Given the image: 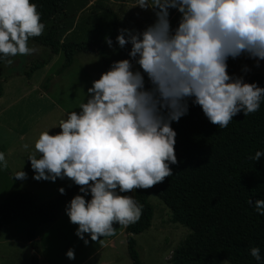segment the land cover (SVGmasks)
<instances>
[{"label":"clouds","instance_id":"9594fccd","mask_svg":"<svg viewBox=\"0 0 264 264\" xmlns=\"http://www.w3.org/2000/svg\"><path fill=\"white\" fill-rule=\"evenodd\" d=\"M135 7L152 11L155 21L143 31L118 30L119 48L131 45L129 59L113 62L94 80L80 111L60 120L59 133L41 132L27 159L34 180L67 179L78 186L81 194L65 213L85 246L114 236V224L126 228L140 220L143 205L121 193L152 188L173 175L177 133L171 124L188 114L190 99L221 129L238 113L257 112L264 99V88L227 70L230 58L246 56L255 67L264 61V0H136ZM170 9L180 17L175 29ZM40 19L30 0H0V58L11 64L9 57L35 52L28 41L43 34ZM105 43L113 46L109 37ZM261 157L264 152L257 151L251 159ZM7 168L0 152V170ZM27 178L23 170L13 176ZM58 191L66 194L63 187ZM248 203L264 216V200ZM250 255L261 261L259 248H251ZM66 257L75 260V250Z\"/></svg>","mask_w":264,"mask_h":264},{"label":"rangeland","instance_id":"374dc122","mask_svg":"<svg viewBox=\"0 0 264 264\" xmlns=\"http://www.w3.org/2000/svg\"><path fill=\"white\" fill-rule=\"evenodd\" d=\"M135 6L136 0H71L64 12L56 16L59 39L88 42L91 44L90 53L74 55L71 66L58 76L53 73L62 63V54L52 56L29 79L24 76L32 62L44 60L48 55L45 48L32 42H28V46L35 52L9 57L11 64L2 63L0 152L5 154L8 168L0 170V200L9 191L19 188L31 193L35 202L40 204L56 198L58 189L70 183L67 179H58L55 183L34 180V172L27 159L34 152L35 141L41 132L49 131L50 135L59 133L57 127L60 120L66 119L72 111H80L79 106L86 102L87 89L94 80L108 71L113 62L129 59V45L120 49L115 40L111 48L105 43V37H112L113 32L103 7L114 13L124 28L143 31L154 23L155 15ZM179 19L178 12L170 9L173 29L178 26ZM50 24L45 25L44 32ZM133 64L135 66L134 61ZM234 64V77L243 76L244 81L252 73L264 77V61L255 67L256 61L241 56L234 60ZM136 69L138 66L134 67ZM46 78H50L47 83ZM145 87L151 88L146 75ZM201 113L204 120H208ZM26 143L29 145L27 150L23 148ZM22 170L27 173V180H14V174ZM121 195L132 196V192ZM147 201L153 209L150 227L134 236L141 264H170V257L178 246L192 245L193 241L200 244L211 241L210 229L191 233L185 227L169 222V211L157 197L150 194ZM77 227L70 223L66 213H62L54 222L36 230L37 247L31 250L25 239L24 224L15 219L0 230V264H31L33 256H36L37 264H130L124 227L114 224V236L100 237L103 243L90 241L88 246L74 234ZM85 238L90 240L87 235ZM70 248L75 250V260L66 257Z\"/></svg>","mask_w":264,"mask_h":264},{"label":"trees","instance_id":"16d2710c","mask_svg":"<svg viewBox=\"0 0 264 264\" xmlns=\"http://www.w3.org/2000/svg\"><path fill=\"white\" fill-rule=\"evenodd\" d=\"M71 0H30L36 4L40 22L46 25L39 37L29 38L48 51L44 60L30 64L24 76L44 67L52 56L62 54V63L54 71L60 75L69 68L76 54L90 53L91 44L85 41H60L56 16L62 14ZM89 1V0H87ZM110 18L116 41L118 30L124 28L116 15L103 7ZM131 47V45H129ZM5 60L0 58V66ZM228 74L233 76L234 60H228ZM50 78L45 79V83ZM246 83H257L264 88V77L250 74ZM2 88L0 83V97ZM189 112L171 127L177 133L175 154L178 163L170 165L173 175L149 189H136L132 197L143 205L140 220L124 227L126 253L130 264H141L136 252L134 236L150 227L153 209L147 199L157 197L169 211V222L198 234L210 229L212 239L207 244L193 241L192 245L178 246L170 257V264H264V216L253 205L264 200V157L255 162L251 157L264 152V99L260 109L248 116L243 112L233 117L227 128L204 120L202 109L188 101ZM53 200L40 204L31 193L13 189L0 200V230L17 219L24 224L25 239L31 250H36V230L54 222L65 213V207L79 193L72 181ZM90 200L91 196L85 197ZM260 249L261 261L250 255L251 248ZM31 264H37L36 256Z\"/></svg>","mask_w":264,"mask_h":264}]
</instances>
